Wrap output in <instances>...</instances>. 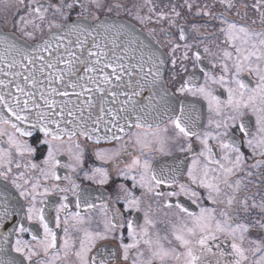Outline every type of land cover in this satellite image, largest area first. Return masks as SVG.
Segmentation results:
<instances>
[{
  "label": "snow or ice",
  "instance_id": "snow-or-ice-1",
  "mask_svg": "<svg viewBox=\"0 0 264 264\" xmlns=\"http://www.w3.org/2000/svg\"><path fill=\"white\" fill-rule=\"evenodd\" d=\"M20 2L23 3V0ZM77 2L79 0L45 6L35 0V6L31 3L27 5L26 15L19 17L17 30L26 40H36V30L43 31L36 20L43 22L49 7L53 8L54 15L59 14L67 19ZM221 3L228 10L234 7L232 0H221ZM186 6L188 9L193 7L187 2ZM80 7L82 11L78 13L77 20L63 24L50 22L48 37L36 40L35 43L17 42L7 35L0 36V178L10 180L19 196L29 201L26 219L30 223L37 221L43 230V236H40L31 227L26 228L23 223H17L9 197L0 193V229H7L0 233V244L10 243V238L15 236L14 251L21 254L29 264H55L60 259L61 251L67 257L76 248V241L70 235L69 222L75 221L76 224L72 225L75 228L83 223V217L79 212L68 211L69 192L76 196L77 208L82 203L94 207L88 204L86 196L80 193L79 185L71 177H63L69 181L70 186L62 187L58 183L62 178L57 172L61 166L58 156L64 150V144L75 143L77 151L73 152L71 147L68 149L72 163L63 165L75 171L83 163V150L78 137L98 143L102 139H121L117 131L125 133L126 127L143 129L147 124L151 129L146 117L153 96L147 97L148 104H142V93L151 86L153 89L160 87L167 94L163 88L165 59L123 26L106 24L99 21V17H95V26L87 24L83 19L86 5L81 3ZM96 7H102L99 0H96ZM116 7L123 6L117 4ZM251 7L259 13L260 21L264 24V0H256ZM154 10L155 6H152L150 11ZM198 13L212 16V12H205V9H198ZM172 14L177 17L180 15L175 6L172 7ZM156 15L163 18L167 14L158 12ZM219 15L222 25L219 31L225 35L224 42L234 49V53L223 50L224 74L216 76L205 72L204 83L197 85L193 73L176 89L179 93H191L207 100L208 110L212 114L208 125L215 129L214 132L203 133L196 130L195 122L185 115L183 104L180 105V115L171 120L177 130V140L183 137L190 141L195 137L202 145L200 152L193 156L191 164L187 166L185 182H180L184 173L179 168L157 170L149 160L141 161L140 156L134 157L121 173L127 178L129 173L138 170V181L137 175L131 176L133 188L138 182L148 193L167 197L168 208L178 209L179 215L172 228L174 238L183 251H178L176 247H166L164 241L171 244L167 236L161 237L157 233L153 239L149 226L154 225V221L145 213L144 225L139 231L133 220L127 221L130 243H124L123 232L119 233L123 259L127 261L131 250H136L131 264H200L201 256L211 253L213 247L219 250L221 258L217 264H247L249 253L256 257L252 264H264V196L256 200L255 196L260 195L258 192L253 196L241 195L242 190L253 183L250 178L256 175L250 169L264 168V29L256 30L242 22L230 20L227 12ZM237 15L243 18L247 13L237 11ZM137 19L143 22L145 18L137 16ZM170 23L174 24L175 20H170ZM29 25L32 26L31 31L28 30ZM179 39H186L183 27ZM181 47L184 49L182 59H189L192 45H181L173 41V68L177 65L175 53ZM204 51L208 52L209 49L205 47ZM194 59L202 63L199 51L194 53ZM181 68L187 71L186 66L181 65ZM246 71L256 74L258 80L254 87L240 78ZM215 85L227 90V100L215 94ZM249 111L255 118V132L252 131V124L246 120ZM231 128H238L244 139L238 142V138L229 134ZM133 135L141 153L150 149L154 141L159 143L161 152L165 151L166 140L155 133L154 141L148 139V132L138 131ZM210 139L218 142L222 154L214 150V146L209 143ZM245 144L251 150L252 158H261L256 159L252 165H247L248 157L241 151ZM180 150L192 151V144L188 143L187 148L181 146ZM38 155L43 156L41 163L44 167L32 162ZM96 155L102 160L107 158L106 150H99ZM16 156L32 159L22 163L15 159ZM13 165L17 174L10 177ZM30 170H38L39 175H31ZM86 176L99 184L108 181L105 168H95L91 175L86 173ZM260 176L261 183H264V173H260ZM42 181L57 183L49 186ZM164 185L172 190L162 191ZM5 188L7 190V186ZM121 188L126 193L123 197L125 208L129 211L139 210L140 198L123 185ZM54 192L63 194L61 202L55 206L57 228L61 227L60 216L64 213V239L59 249L57 233L46 219L45 208L37 206L38 203L44 204V200L38 198ZM182 196L187 197L192 204H199V210H189L180 202ZM174 197L177 198L175 203L172 201ZM204 200L211 202V206H204ZM253 211H256L258 219L240 220L241 216H251ZM118 217H122V213L119 209H113L112 218L105 221L104 232L77 229L84 233L74 252L80 264H111L110 252L106 255L98 250L91 258L89 254L98 240H106L109 233L115 234L117 229L125 227L123 219ZM253 230L261 234L260 239H250ZM29 232L32 233L31 241L21 239L24 233ZM221 237L229 243L230 251L222 250L221 245L216 243ZM113 238L117 237L114 235ZM245 241L249 247H245ZM41 256L43 258L34 259ZM24 259L19 264H24ZM0 264L15 262L0 260Z\"/></svg>",
  "mask_w": 264,
  "mask_h": 264
},
{
  "label": "flooded vegetation",
  "instance_id": "flooded-vegetation-1",
  "mask_svg": "<svg viewBox=\"0 0 264 264\" xmlns=\"http://www.w3.org/2000/svg\"><path fill=\"white\" fill-rule=\"evenodd\" d=\"M40 3L45 4V6L72 3L73 0H39ZM187 3H191L193 7L188 9ZM256 0H232L234 7L228 10L221 3V0H99L102 7H96V0H79L75 3L74 8L67 15V19L62 18L59 14H53V8L49 7L46 13V17L43 22L36 20L37 24H40L43 31L37 29L35 32L36 40L46 37L49 34L48 25L50 22L55 23H67L78 18V13L82 11L80 4L86 5L87 10L84 11V17L96 22L95 17L99 19L103 17H120L126 18L132 21L134 24L138 25L146 33H148L155 41H157L166 56V69H165V81L167 86L173 91L178 99V105L175 111L165 117L162 121L151 124V129L148 128L147 124L143 129H136L134 126L127 132L119 135L121 139L119 140H103L98 143L94 140H86L84 137H78L81 144V149L83 150V163L73 171L71 168L63 167L65 164L72 163L70 159V153L68 151L71 147L72 151H77L75 143L64 144L63 151L61 152L58 159L61 161V166L57 168V172L61 175V180L58 182L62 187H67L69 181L63 179L64 176H69L77 185H79V191L87 198L88 204L94 205V207H88L86 204H81L79 208L76 207V196L71 192L68 193L70 207L69 212H79L81 217H83V223L76 225L75 228L72 225L76 224L75 221L69 222V231L72 238L76 241V248H74L67 257L63 255V251L60 252V259L55 261V264H80L78 257L74 255V252L79 247V241L83 237V231L77 229H87L90 232H104L105 221L112 218L113 209H119L122 213V217L117 219H123L125 227L123 229H117L116 233H109V238L106 240H98L92 252L89 254L90 258L97 254V251L111 253L112 256L109 258L111 264H131L132 257L135 256V249L131 250L130 257L127 261L123 259V248L121 246V241L119 240V233L123 232L124 243H130L131 240L128 236V229L126 223L129 219L133 220L137 231L140 227L144 225L145 213L148 214L149 219L154 221V225L149 226L150 234L153 239H155L156 234L159 233L161 237L167 236V240L171 241L169 245L167 241H164L166 247H176L178 251H183V248L179 245V242L175 240L173 235L172 225L176 223V217L179 215L178 209L175 207L168 208L166 206L167 197H157L154 193H148L145 189L136 183V187L133 188V181L131 179L132 175H137L138 170H134L127 178L121 175L122 171L125 170L126 165L130 164L132 159L136 156H140L141 161L147 159L152 164L154 169L159 170L160 168H179L183 171L184 175L180 178V182H185L187 166L191 164L193 156L200 152L202 145L199 140L192 137L189 141L187 138L181 137L179 140L176 139V129L171 123V120L176 116L180 115V105L183 104L185 107V115L192 121L195 122L196 130L200 133L205 131L214 132V126L208 125L209 116L212 115L208 110V102L202 96H193L191 93H179L176 89L181 83L188 79V77L195 73V82L197 85L204 83V73L211 72L213 75L219 76L224 74L222 70V59L223 50L232 51L234 49L226 44L225 35L219 31L222 27L220 24V13L227 12V16L230 20L242 22L246 25L251 26V28L256 30L264 29V24L260 21L259 13L256 12L251 5L254 4ZM35 6V0H0V27L7 31L16 33L18 36L24 38L22 33L17 30V25L20 16L26 15V6L29 4ZM122 5L123 7H116V5ZM248 5V7H244ZM152 6H155L154 11H150ZM175 6V10L180 13L177 17L172 14V7ZM112 10L109 11L108 9ZM198 9H205V12L211 11L212 16L202 15L198 13ZM237 11L242 13H247V15L241 18L237 15ZM67 13L68 10L65 9ZM158 12H164L167 14L165 17L160 18L156 15ZM137 16L144 17L145 19L141 22L137 19ZM150 17V19L148 18ZM170 20H175V23H170ZM253 20L256 23H252ZM196 26L195 28L193 26ZM183 27L186 39H179L180 29ZM198 29V31L196 30ZM28 30H32V26L29 25ZM55 30V29H53ZM25 39V38H24ZM36 40H30V42H35ZM29 41V40H27ZM179 43L181 45L187 43L192 45L189 51V59L183 60L184 49L177 50L175 53V58L177 59V65L173 68L171 60L173 58L171 54L172 42ZM209 49L208 52L204 51V48ZM199 51L201 55L202 63H197L194 59V53ZM231 66V62L229 61ZM181 65L187 67V71H183ZM245 83L254 87L257 83V76L254 72H243L240 76ZM235 87V84L231 85ZM215 89V94L220 95L222 100H227V90L220 85L213 86ZM218 118V117H217ZM246 120L252 124V131L255 132V118L249 111L246 114ZM167 129V131H164ZM138 131L148 132L149 140L154 141L153 133L158 137L166 140L165 151L161 152L159 143L155 141L150 149H145L143 153L138 145L135 143L134 133ZM229 134L234 138H238V142L243 140V134L238 128H231ZM26 139V138H25ZM65 137V141H67ZM30 143H34L33 140H29ZM188 143L192 144V151H181L180 148L183 146L187 148ZM209 143L214 146V150L218 154H222L218 146V142L215 139H210ZM106 150V159H99L96 155L97 151ZM241 151L245 153L248 157L247 165H252L255 163L256 159H261L260 157L252 158V152L248 149L247 145L241 147ZM118 153V154H117ZM15 159L20 160L22 163H27L30 157L25 156L21 158L16 156ZM43 160L42 155H38L32 162L39 164L41 167L44 165L41 163ZM95 168H105L108 172V181L105 184H99L96 180H89L86 176L92 174V170ZM24 169H21L23 171ZM256 173L253 178V183L248 184L241 192V195L253 196L255 193V199L259 200L261 196H264V183H261L260 173H264V168L260 169H250ZM17 170L13 165V172L10 177L15 176ZM30 174L33 176L39 175L38 170L31 171ZM97 179L99 177L97 176ZM0 180L9 184L13 190L16 192L17 202L15 205V211L19 213V219L17 223H23L26 228L31 227L33 232L43 236V230L37 221L28 222L26 219L27 207L29 206V201L25 200L23 197L19 196V192L14 186L11 185L10 180L5 181L2 178ZM139 176L137 175V181ZM42 183L51 185L57 183V181H42ZM121 185L125 189L134 192L136 197L140 198L139 210L133 209L129 211L124 206L123 197L126 195L125 191L121 188ZM259 185V187H257ZM42 190V189H41ZM162 191L168 192L172 188L168 185L162 186ZM62 193L54 192L47 197L38 198L43 199L44 204H39L38 207L45 208V216L49 222L50 227L53 228L57 233V247L58 249L63 244L64 231H63V219L64 213H61V227L57 228L55 224V206L58 205L62 200ZM177 198H172L173 203L176 202ZM180 202L183 203L191 211H198L199 204H192L187 197H180ZM108 206L107 208L105 206ZM204 206H211V202L204 200ZM259 217L256 215V211H253L251 216H241L240 220H255ZM32 233H24L21 239L31 241ZM117 238H113V236ZM15 236H12L11 248L12 252L19 256L20 260L24 259L21 254L14 251ZM261 234L257 231H252L250 233V239H260ZM34 243V242H33ZM221 245V249L224 251H230V245L228 242L221 237L220 241H217ZM247 241H245V247H249ZM143 248L144 245L142 244ZM41 257H34V259H40ZM219 250L213 247L211 253H205L201 256L200 264H217L220 260ZM256 259L249 253V261L247 264H252V261ZM24 264H29V262L24 259ZM170 264H175V262H170Z\"/></svg>",
  "mask_w": 264,
  "mask_h": 264
},
{
  "label": "water",
  "instance_id": "water-1",
  "mask_svg": "<svg viewBox=\"0 0 264 264\" xmlns=\"http://www.w3.org/2000/svg\"><path fill=\"white\" fill-rule=\"evenodd\" d=\"M87 24L95 26L96 22H92L89 19L83 18ZM77 20V19H75ZM73 20V21H75ZM99 21L104 22L109 25H116L117 27L123 26L126 30L131 32L133 36L137 37L143 44L151 46L153 51H157L159 55H161L162 58L165 59V64L163 65V80L164 85L163 88L167 90V94L165 95L164 91L158 87L156 89H153L151 86L146 88L144 92L142 93L141 102L142 104H148L149 101L147 100V97L149 95L153 96V100L151 102V106L147 109L148 115L146 117L149 124H154L157 122L162 121L165 117H167L169 114L173 113L178 105V99L176 95L173 93V91L167 86L165 81V69H166V56L164 54V51L161 47V45L155 41L148 33H146L143 29H141L138 25L134 24L132 21L126 19V18H120V17H103L99 19ZM55 31V30H54ZM7 35L9 39L16 40L17 42L23 41L24 43H35L27 41L26 39L18 36L16 33L7 31L0 27V36ZM49 35V34H48ZM48 35L44 38H47ZM121 123H123L121 121ZM131 127H126L125 132H127ZM117 131V130H113ZM103 134V133H102ZM123 133H119L117 131V135H121ZM102 139L101 141H103ZM7 186V190L5 188ZM0 193H4L9 197V204L11 209L14 210V219L16 222H18L19 219V213L15 211V203L17 202V196L16 192L13 190V188L5 183L4 181L0 180ZM9 227L11 225L9 224ZM7 229H0V233L6 231ZM11 240L8 244H0V260L5 261H12L15 262V264H19L20 258L18 255H16L14 252H12L11 248Z\"/></svg>",
  "mask_w": 264,
  "mask_h": 264
}]
</instances>
